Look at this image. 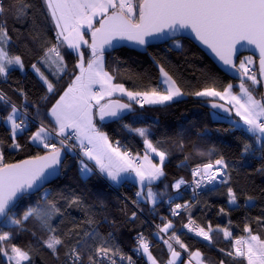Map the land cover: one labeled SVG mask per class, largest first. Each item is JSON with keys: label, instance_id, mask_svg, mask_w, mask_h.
I'll use <instances>...</instances> for the list:
<instances>
[{"label": "snow or ice", "instance_id": "6c2138e0", "mask_svg": "<svg viewBox=\"0 0 264 264\" xmlns=\"http://www.w3.org/2000/svg\"><path fill=\"white\" fill-rule=\"evenodd\" d=\"M189 38L219 68L196 66ZM128 46L148 67H124L114 53ZM17 71L39 90L13 80ZM0 84V264H264V0H0ZM186 97L228 127L205 126L191 141L183 129L157 137L158 118L126 122ZM110 123L142 150L110 135ZM214 134L233 137L232 156ZM174 154L190 179L165 183ZM93 180L135 192L112 204ZM258 205L259 215L234 223L233 212ZM213 210L226 223L195 216ZM125 231L134 233L127 250ZM192 236L228 247L213 260L190 248L183 237ZM159 244L165 259L152 252Z\"/></svg>", "mask_w": 264, "mask_h": 264}, {"label": "trees", "instance_id": "16d2710c", "mask_svg": "<svg viewBox=\"0 0 264 264\" xmlns=\"http://www.w3.org/2000/svg\"><path fill=\"white\" fill-rule=\"evenodd\" d=\"M185 44V48L189 50V57H194V63L198 67H215L218 68L201 50H199L196 46H194L191 42L188 40L182 41ZM150 51H159L157 49H150ZM114 55L120 56L122 59L127 61V64L124 65V67H131L136 70H140L141 68L148 67L147 57L143 53H138L133 50H129L126 48H122L121 50L114 53ZM243 56V55H242ZM169 59H171L173 62L182 61L183 57L179 56L176 53L169 54ZM221 78H226V74L222 71L218 73ZM13 80H20L24 84H26L30 89L33 91L39 90V84L35 80V78L29 73L28 78H25L23 74H21L19 71L15 72L12 77ZM227 79H230L227 77ZM234 83L236 81H233ZM129 86H131L129 84ZM0 87L7 89L8 85L6 84H0ZM144 112V116L141 120H136L133 117H129L126 122L133 123L134 126L140 127V126H147L148 124H152L154 121L158 122L156 124V128L154 131L156 132L157 137L167 134L169 136L174 135L177 131L180 130H187V136L188 139L191 141H197L198 137L195 135V133L205 126L209 129L215 130L218 128H225L228 127V121L227 120H213L211 119V112L212 110L209 108V106H200L197 104L191 97L184 98L183 101L173 104L172 107L168 109H156V108H146L142 110ZM117 129V125L115 124H109L107 128H105L106 131L110 132L111 134L116 135L117 139H120L122 144H129L134 149H141L142 150V142L139 140L138 137L134 138V134L128 133L127 131H115ZM2 132V130H0ZM213 142L216 143L218 146H221L224 148V150L229 154V156H232V154L235 152L236 149V142L231 136H221L219 134L213 135ZM178 154H174L171 162L167 166V171L169 173L168 180L165 181V183L170 182L173 177L178 176H184L186 179L190 178L189 172L186 169H178L176 167L179 159H181ZM71 176H76L75 168H73L72 172L70 173ZM75 182V181H73ZM256 183L260 185L262 181L260 178H256ZM93 192L99 191L103 194L104 199L108 200L112 204H116L118 197L121 194L127 193L129 196H133L135 189L129 186L128 188H122L117 190H113L107 187L101 188L99 186V183L93 180L92 184L89 185ZM206 199H209L210 203H214L217 206L224 203L223 200H221L218 197L212 196V197H205ZM113 212L116 211L115 208L112 209ZM261 206H257L256 208L250 209L247 212L244 210L233 212L232 219L234 223L239 224L243 217L245 215H248L250 217H255L260 214ZM160 215H167V208L165 205L161 206L159 208ZM145 215H147V209L145 210ZM195 216L198 218V221H203L204 223L207 222V219H211L213 225L216 223H226V219H221L218 217L215 213V210H213L211 213L208 214L207 218L203 217L201 212L196 211ZM149 221L152 222V218L149 217ZM159 218L157 217L153 223H159ZM186 222V221H185ZM179 226V221L177 220V227ZM242 226V225H241ZM255 227V226H254ZM149 231H154L153 228H145V233L147 234ZM236 234H241L239 228L236 229ZM134 233H128L127 231L123 232V234L120 237V243L122 246L127 250L130 249L133 246V237ZM186 242L190 245V248L194 251L196 249H200L202 253L205 254L206 257L210 259H215L219 255L217 252L218 247H228L227 242L223 241L221 237H216V245L215 246H209L207 242L199 241L194 239L193 237H183ZM155 244V241H154ZM152 252L155 256L165 259L166 258V248L159 244L158 246H154L152 248Z\"/></svg>", "mask_w": 264, "mask_h": 264}, {"label": "water", "instance_id": "95a60500", "mask_svg": "<svg viewBox=\"0 0 264 264\" xmlns=\"http://www.w3.org/2000/svg\"><path fill=\"white\" fill-rule=\"evenodd\" d=\"M188 40L189 42H191L194 46H196L199 50H201L218 68H219V65L215 62V58L207 51V50H204L203 49V46L199 45V42L198 41H194L193 39H186ZM126 49H129V50H133L135 52H138V53H142L140 52V50L136 49V48H133L131 46H128V47H125ZM253 51L250 50V49H245V50H242L240 55H253ZM255 55L257 56V64H258V53H255ZM223 72V71H222ZM231 79V77H229ZM213 111V110H212Z\"/></svg>", "mask_w": 264, "mask_h": 264}, {"label": "built area", "instance_id": "2783aa9c", "mask_svg": "<svg viewBox=\"0 0 264 264\" xmlns=\"http://www.w3.org/2000/svg\"><path fill=\"white\" fill-rule=\"evenodd\" d=\"M190 179V178H189ZM188 195H190V193H188ZM166 206V208H167V205H165ZM167 215H168V212H167ZM180 226V225H179ZM178 226V227H179ZM153 229H154V227H153ZM194 239H196V240H199V241H201V239L200 238H196V237H194V236H192ZM134 244V243H133Z\"/></svg>", "mask_w": 264, "mask_h": 264}, {"label": "rangeland", "instance_id": "374dc122", "mask_svg": "<svg viewBox=\"0 0 264 264\" xmlns=\"http://www.w3.org/2000/svg\"><path fill=\"white\" fill-rule=\"evenodd\" d=\"M243 56H248V55H243ZM202 241V240H201ZM185 258H187V257H185Z\"/></svg>", "mask_w": 264, "mask_h": 264}]
</instances>
